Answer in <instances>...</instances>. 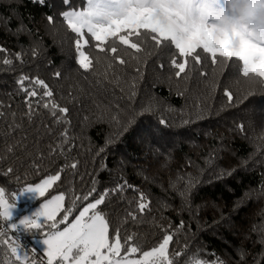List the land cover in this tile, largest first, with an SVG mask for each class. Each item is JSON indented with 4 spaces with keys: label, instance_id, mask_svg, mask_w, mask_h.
<instances>
[{
    "label": "trees",
    "instance_id": "1",
    "mask_svg": "<svg viewBox=\"0 0 264 264\" xmlns=\"http://www.w3.org/2000/svg\"><path fill=\"white\" fill-rule=\"evenodd\" d=\"M47 2V7H41L29 0H0V45L13 53L21 49L26 53L23 66L16 62L14 66L0 67V111L4 112L0 117V155L8 161L0 160V173L15 166L17 176L38 182V177L54 174L66 163L78 160V168L62 173L48 198L69 189L80 194L91 187L93 179L98 180L100 191L127 180L147 193L151 201V214L142 217V222L125 226L128 232L138 234L146 247L160 235L156 225L175 226L183 220L186 227L177 233V246L190 244L193 250H205L209 261L214 253L225 264H239L238 252L244 250L248 254L246 264H253L254 257L259 259L264 254L260 243L264 239V191L260 190L264 183V99L260 93L264 89L254 79L250 85L238 78L236 67H225L224 60L216 66L204 61L202 70L208 72L207 78L194 71L178 80L167 66L159 67L162 63L167 65L166 51L146 64L142 58L139 63L131 61L127 66L113 68H108L111 61L101 54L95 71L83 72L75 62L72 34L59 20L49 26L45 19L63 10L62 0ZM72 3L79 8L84 0ZM9 17L12 21L7 25ZM21 21L32 35L16 34ZM32 47L37 48L39 57L30 55ZM209 50L204 48L205 52ZM21 71L45 79L55 90L58 102L70 108L71 123L67 127L74 145L70 152L66 148L64 155L49 157V146H55L64 126L56 125L45 110H38L31 126L21 120L24 96L15 83ZM56 71L62 72V78L53 77ZM225 88L234 91L237 103H229ZM250 91L257 95L242 107L240 98ZM160 119L167 121V135L159 143L147 134H138L140 127L157 128ZM130 121L129 131L124 132ZM13 123L22 124L26 131L8 135ZM241 123L244 132L237 130ZM49 128L54 134H49ZM22 135L28 136L29 144L35 141L38 153L44 154L41 173L29 171L25 175L28 165L21 166L16 157L9 158L7 146ZM100 148H105V152L97 157ZM101 164L107 168L101 170ZM233 169L231 176L224 175ZM188 174L197 186L181 197L186 180L178 177ZM0 185L18 187L15 177L3 174ZM122 195L123 200L110 197L104 206L116 226L122 225L134 198L130 190ZM164 204L169 207L164 208ZM16 235L32 243L46 261L34 240L43 236L42 232L20 231ZM12 259L7 248L0 249L3 264H12Z\"/></svg>",
    "mask_w": 264,
    "mask_h": 264
},
{
    "label": "snow or ice",
    "instance_id": "2",
    "mask_svg": "<svg viewBox=\"0 0 264 264\" xmlns=\"http://www.w3.org/2000/svg\"><path fill=\"white\" fill-rule=\"evenodd\" d=\"M29 2L41 7L48 6L47 0ZM62 3L64 8L61 12L57 15H47L45 19L49 26H55L59 20L65 31L72 34L75 62L78 69L83 72L95 71L101 54L110 59L108 68H113L115 65L127 66L131 61L139 63L142 58V62L146 64L148 60L159 57L166 51L167 65L162 63L159 67L163 69L167 66L178 80L187 78L194 71L207 78L208 72L202 70L205 67L204 61L207 59L212 66H216L224 60L225 67H236L238 78L248 81L250 85L254 79L255 83L264 89V64H246L243 56L230 54L222 56L214 49L205 52L207 44L202 43L203 32L195 24H185L182 28L156 26L146 22L141 9L125 8L122 0H84V4L79 8L73 5L72 0H62ZM11 21L12 17H9L6 24L10 25ZM21 33L32 35V30L22 21L16 29L17 35ZM93 52L96 53L95 56L92 55ZM25 54L23 49L13 53L0 45V67L14 66L16 62L23 66ZM30 55L37 58L40 53L36 47H32ZM52 75L56 79L63 76L60 71ZM15 83L17 90L24 96L25 109L21 120H27L31 126L39 115L38 110L43 109L56 125L64 126L55 146H49V157L54 154L64 155L66 148L70 152L74 146L70 143L67 127L71 123L68 119L70 108L58 102L55 90L39 75L21 71ZM211 86L216 87L215 83ZM224 95L230 104L237 103V96L231 88H225ZM256 95L254 91L243 94L239 101L240 105L246 106ZM260 96L264 99V91H261ZM0 107H3L2 101ZM11 115L15 118L16 113L13 112ZM3 116L4 112L0 111V117ZM131 125L130 121L129 126H125L123 131H129ZM166 128L167 121L160 119L157 128L140 127L138 134H147L154 142L159 143L167 135ZM237 130L244 132V124H238ZM17 131L26 129L20 123L9 125L8 135L14 136ZM48 132L54 134L51 128ZM35 145V141L29 144L28 136L22 135L6 148L9 158L16 157L21 166L28 165L25 175L29 171L33 173L43 171L42 162L45 156L38 153ZM30 148L33 150L29 151ZM104 152L105 148H100L96 153L97 157ZM0 160L8 162L3 155H0ZM188 163L191 164V161ZM78 166L79 161L73 160L60 167L54 174L38 177V182L17 176L18 169L15 166H9L0 173L15 177L18 184V187L0 185V224L6 229L0 230V249L9 250L13 258L12 264H36V260L29 255L36 249H28L18 242L19 236L16 233L20 231L30 234L43 233L44 238L40 242L44 245L46 264H225L223 259L216 257L214 253L211 254L213 258L209 261L206 258L209 254L205 250H193L187 243L177 246V233L186 227L183 220L175 226L156 225L160 235L150 247L145 246V241L138 234L128 232L125 226L129 222H142V217L151 214L152 208L148 194L138 186L129 184L127 180L100 191L97 187L98 180L93 179L91 187L80 194L69 189L67 193L59 191L48 198L50 190H54V186L61 181L62 173L69 168L76 170ZM106 168V164H101V170ZM234 171L235 169L224 175L231 176ZM178 179L186 180L185 192L180 193L181 197L197 186L190 174ZM127 190L134 193V198L130 201L132 207L125 212L122 225L116 226L109 214L104 211V206L109 203L110 197H120L123 200L122 193ZM260 190L264 191V183H261ZM41 198L43 202L39 203V207L35 209L27 207V202L39 201ZM66 199L69 206H66ZM22 204L25 214L18 216L16 213ZM163 207L168 208L169 205L164 204ZM70 217L74 218L70 220ZM260 243L264 247V239ZM238 256L239 264H246L248 254L240 250ZM0 264L3 262L0 261ZM253 264H264V254H260L259 259L254 257Z\"/></svg>",
    "mask_w": 264,
    "mask_h": 264
},
{
    "label": "rangeland",
    "instance_id": "3",
    "mask_svg": "<svg viewBox=\"0 0 264 264\" xmlns=\"http://www.w3.org/2000/svg\"><path fill=\"white\" fill-rule=\"evenodd\" d=\"M122 3L125 8L141 9L146 22L156 26L182 28L195 24L203 32L202 43L207 44L206 48L243 56L246 64H264V0H122ZM42 202L30 201L27 207L35 209ZM16 214H25L23 204ZM43 238L34 240L44 254L40 242Z\"/></svg>",
    "mask_w": 264,
    "mask_h": 264
},
{
    "label": "built area",
    "instance_id": "4",
    "mask_svg": "<svg viewBox=\"0 0 264 264\" xmlns=\"http://www.w3.org/2000/svg\"><path fill=\"white\" fill-rule=\"evenodd\" d=\"M0 230H5L6 231V229H3V225L2 224H0ZM9 234L11 235V233H9ZM18 242H20L23 245H25L28 249H33L34 248V245L32 243H30L25 237L19 236V241ZM29 254L36 260V263L46 264V261L42 258V256L37 251L30 252Z\"/></svg>",
    "mask_w": 264,
    "mask_h": 264
}]
</instances>
